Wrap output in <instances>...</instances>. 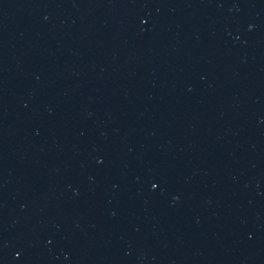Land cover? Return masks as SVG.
Returning a JSON list of instances; mask_svg holds the SVG:
<instances>
[{"label":"water","instance_id":"1","mask_svg":"<svg viewBox=\"0 0 264 264\" xmlns=\"http://www.w3.org/2000/svg\"><path fill=\"white\" fill-rule=\"evenodd\" d=\"M264 162V0H0V185Z\"/></svg>","mask_w":264,"mask_h":264}]
</instances>
